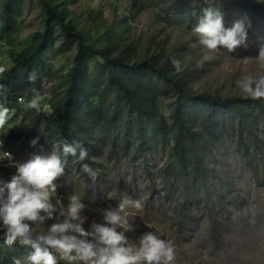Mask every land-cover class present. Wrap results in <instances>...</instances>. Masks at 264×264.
<instances>
[{
	"label": "rangeland",
	"instance_id": "obj_1",
	"mask_svg": "<svg viewBox=\"0 0 264 264\" xmlns=\"http://www.w3.org/2000/svg\"><path fill=\"white\" fill-rule=\"evenodd\" d=\"M4 1L0 0V37ZM52 1L68 11V21L86 34L89 42L97 39L100 29L126 18L120 30L124 42L136 48L134 61L143 60L149 50L151 54L180 60L182 70L175 73L184 76L197 93L246 96L236 87V81L244 75H264V63L255 58L264 44V0H235L253 7L254 17L232 11L226 18L231 26L237 20L251 24L246 46L231 52L223 48L210 51L201 45L192 47L197 40L191 32L193 26L166 17L165 0ZM16 14L17 22L9 31L11 35L0 41V57L8 65L16 53L30 44L35 33L44 30L40 0H21ZM57 34L59 39L51 55L52 76L44 85L48 101L43 100V105L33 101L37 109L35 118L38 114L45 117L38 134L32 135L30 119L26 121L14 111L0 126L1 134L16 139L7 147L21 162L34 153L47 154L53 149L47 127L53 122L54 101L63 94L65 76L76 54L75 46L58 50L64 37L59 30ZM173 103V98L160 99V109L168 117ZM259 125L261 148L249 158L237 146V131L229 123H219L220 143H211L206 148L209 187L202 190L201 184L190 186L192 195L184 192L176 171H169L171 144L156 135L146 165L125 153L116 159L108 153L107 146L98 149V156L93 160L95 165L90 166L97 173L95 178L73 162L55 181L57 189L51 193L52 202L59 201V208L67 204L68 196L79 195L86 204L84 226L87 229L93 221L102 222L97 209L115 208L128 196L139 200L142 207L126 209L133 224V231L126 235L135 242L145 232H156L174 247L171 264H264V120ZM36 137L39 141L32 146L31 141ZM14 174L15 168L0 165V179H10ZM53 222L36 225L35 231L42 233ZM0 233L4 235L2 230ZM8 250L13 257H25L30 251L18 254L10 246ZM13 257H10L12 264ZM58 264L68 262L58 260Z\"/></svg>",
	"mask_w": 264,
	"mask_h": 264
},
{
	"label": "trees",
	"instance_id": "obj_2",
	"mask_svg": "<svg viewBox=\"0 0 264 264\" xmlns=\"http://www.w3.org/2000/svg\"><path fill=\"white\" fill-rule=\"evenodd\" d=\"M40 1L44 30L35 33L30 44L16 53L6 72L0 74V106L8 109L7 117L14 111L24 120L30 119L32 135L38 134L45 117L38 114L35 118L37 109L32 102L48 101L44 85L52 76L51 55L59 30L64 41L58 50L75 46L76 54L65 76L63 94L53 104V122L47 127L50 144L78 142L88 151L83 161L78 153L75 157L69 155L65 171L73 162L93 167L98 149L103 146L116 159L125 153L146 165L151 143L158 135L171 144L169 171H176L184 192L190 194V186L201 184L202 190L209 187L206 148L220 143L219 123H229L237 131V146L245 157L252 158L259 151L257 130L264 120V98L197 93L184 76L175 73L172 57L151 54L149 50L143 60L134 61L136 48L124 42L120 30L126 18L100 29L97 39L89 42L88 36L68 21L66 9L52 0ZM165 1V16L190 27L207 6L203 0ZM213 4L223 12L225 27L231 26L226 18L232 11L254 17L253 7L235 0H213ZM20 6L21 0L4 1L0 41L11 35ZM166 97L174 99L169 117L159 105L160 99ZM10 247L18 254L29 250L19 244ZM8 248L0 233V264H12L13 254Z\"/></svg>",
	"mask_w": 264,
	"mask_h": 264
},
{
	"label": "clouds",
	"instance_id": "obj_3",
	"mask_svg": "<svg viewBox=\"0 0 264 264\" xmlns=\"http://www.w3.org/2000/svg\"><path fill=\"white\" fill-rule=\"evenodd\" d=\"M206 3L191 28L197 36L192 47L201 45L210 51L223 48L231 52L246 46L251 24L237 20L231 27H225L221 9L214 6L213 0ZM255 58L264 63V44ZM172 63L177 72L182 70L180 60L173 59ZM9 66L0 57V74ZM236 87L253 99L264 98V75H244L236 81ZM7 113L8 109L0 106V126L5 123ZM4 138L12 142L9 136L0 133V139ZM38 141L39 137L34 138L31 145ZM77 153L81 161L88 157L87 149L78 142L55 144L50 153H34L24 162L14 153L20 162L15 164V174L10 179H0V230L7 245L19 244L30 251L25 257H13V264L25 261L58 264V260L68 264H171L174 247L156 232H145L135 242L126 235L133 231L126 209L141 208L139 200L125 196L115 208L97 209L102 222L93 221L87 229L86 204L79 195L68 196L67 204L59 208V201L52 202L51 193L57 189L55 181L64 173L67 157H75ZM82 171L93 178L97 175L88 164L82 165ZM46 221L54 222L46 231L37 233L36 225H44Z\"/></svg>",
	"mask_w": 264,
	"mask_h": 264
},
{
	"label": "built area",
	"instance_id": "obj_4",
	"mask_svg": "<svg viewBox=\"0 0 264 264\" xmlns=\"http://www.w3.org/2000/svg\"><path fill=\"white\" fill-rule=\"evenodd\" d=\"M8 143H11L8 139H0V165L15 168V164L20 162L17 161L16 155L9 151Z\"/></svg>",
	"mask_w": 264,
	"mask_h": 264
}]
</instances>
